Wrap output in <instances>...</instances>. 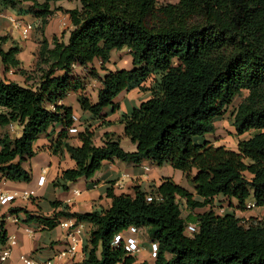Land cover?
<instances>
[{"label":"trees","instance_id":"obj_1","mask_svg":"<svg viewBox=\"0 0 264 264\" xmlns=\"http://www.w3.org/2000/svg\"><path fill=\"white\" fill-rule=\"evenodd\" d=\"M50 1L0 0V6L31 3V13L45 27L52 15ZM78 1L81 9L67 11L73 27L68 42L64 35L51 42L44 38L33 71L20 69L21 48L4 50L8 38L0 37L3 66L18 69L27 82L0 80V128L22 129L19 138L9 131L0 135V175L29 184L32 174L24 164L40 152L66 154L75 167L63 170L53 186L68 192L70 185L92 179L105 161L136 166L147 161L183 173L195 194L164 178L150 193L136 190L134 196L116 195L109 188L112 204L107 210L71 213L54 202L63 211L53 218L12 207L10 214L23 213L25 223L47 230L61 225L62 217L89 225L82 264H136L137 256L113 246L115 237L131 227L146 230L151 242L158 243L151 264H264V0ZM123 49L130 51L132 69L109 71L111 53ZM95 62L101 63L104 77ZM75 66L101 82L96 103L84 94L86 85L74 75ZM135 88L149 99L119 120L124 136L137 145L135 152L125 151L121 138L112 133L96 146L94 131H78L73 109L60 105L70 93H79L81 110L110 125L106 110L117 112L115 100ZM245 92L232 124L238 138L253 134L241 139L236 151L216 146L218 119ZM71 128L77 129L79 147L68 143ZM41 136L49 138V145L36 149ZM219 197L236 200L242 211L261 214L245 220L232 212H215ZM180 201L191 211L209 210L184 218ZM4 219L0 217L2 246L8 241ZM189 223L199 232L187 234Z\"/></svg>","mask_w":264,"mask_h":264},{"label":"crops","instance_id":"obj_2","mask_svg":"<svg viewBox=\"0 0 264 264\" xmlns=\"http://www.w3.org/2000/svg\"><path fill=\"white\" fill-rule=\"evenodd\" d=\"M46 0H41L45 2ZM169 3L176 4L179 0H168ZM31 3L18 5L16 8H4L0 6V37H7V41L3 44L4 50H9L13 46L18 45L21 51L18 59L21 61V68L26 71H33L37 64V55L40 48V43L45 38L49 42L53 38H61L64 35V41L68 42L69 32L72 30L70 15L67 11L81 9V4L78 0H51L49 3L52 15L48 19V24L43 27L42 20L35 17L30 11ZM31 25L32 30L27 39L22 36L23 29ZM132 57L128 49L113 51L111 53L110 63L106 65L109 71H122L132 69ZM95 68L100 77L105 76V72L101 70V63L95 62ZM74 75L83 79L86 85L84 94L87 95L93 103L97 102L98 92L102 88L99 80L93 79L90 71L80 66H75ZM0 80H8L16 82L20 85H26V76L19 73L18 69L7 71L2 64L0 58ZM31 83V82H29ZM79 93H70L67 98L60 102V105L73 109L77 117L76 127L78 131L90 127L94 131L93 141L96 146L100 147L103 144L104 135L112 133L115 137H120L121 146L125 151L135 152L137 145L124 136V125L119 120L127 114H130L133 109L138 108L140 104L149 96L142 92L139 88L131 89L121 93L115 100L119 105V110L115 113L106 110V122L110 125L103 124L102 121L95 119L89 113L83 112L78 102ZM4 131H9L13 138L22 135V129L14 126L5 129L0 128V135ZM15 136V137H14ZM21 137V136H20ZM68 143L74 147L81 146L78 138V133L71 134ZM49 138L41 136L37 141L35 148L47 147ZM216 146H223L219 143ZM1 149V146H0ZM236 151L237 148L231 149ZM75 163L66 154L60 156L54 152H40L28 163L24 164V168L31 172L32 181L27 183H12L0 175V189L2 191H27L37 190L36 196L29 200L18 198L9 207H0V217H5L6 230L8 232V241L6 245H0V258L7 248L11 247L12 253L8 260L0 264H23L21 256L34 258L37 260H51L58 253L67 249L66 231L59 225L53 230H47L45 227L36 223H25V215L10 214V207L24 209L35 216H44L53 218L56 214L63 211V207H53L52 203L61 202L64 207L68 206L71 213H86L93 211L107 210L112 200L107 197L109 188H113L116 195H132L136 190L144 193H150L155 187H158L164 178H172L177 184L186 188L193 194L194 190L189 188L186 176L183 173L174 170L169 164H165L159 168L144 161L141 165L136 166L121 162L118 160L105 161L103 168L92 179H82L77 184L78 189H75L76 184L70 185L68 192L62 191L53 186V182L58 178L60 173L66 169H72ZM149 169V171H146ZM45 174L47 180L42 188L38 187V179ZM74 188V189H73ZM79 192V193H78ZM217 201L223 202L220 206L224 207L225 211L235 213L238 217L248 220L252 217H257L261 214L259 210L241 211L236 200H228L219 197ZM234 204L238 210H231L230 206ZM254 204V201L252 202ZM229 207V208H228ZM208 208V207H207ZM206 209V208H205ZM204 210V209H196ZM190 211L189 215H197L201 212ZM207 211V210H206ZM188 215V216H189ZM73 221L74 218H61V222ZM83 231V246L80 252L75 257H67L60 261H55V264H82L85 260L88 249V233L91 227L87 224H79ZM11 242H15L11 245ZM144 245V243H143ZM146 245V244H145ZM139 254H143L139 258ZM137 255V263L143 262L153 263L150 259V250L146 246L141 253Z\"/></svg>","mask_w":264,"mask_h":264},{"label":"built area","instance_id":"obj_3","mask_svg":"<svg viewBox=\"0 0 264 264\" xmlns=\"http://www.w3.org/2000/svg\"><path fill=\"white\" fill-rule=\"evenodd\" d=\"M32 30L31 25H27L23 31L22 36L24 39H27L30 31ZM71 134H76L77 129L71 128ZM149 171V169H146ZM45 174L41 175L38 179V187L42 188L46 183ZM79 193V192H78ZM37 190H27L22 192L17 191H2L0 189V205L2 207L11 206L19 197L24 200H29L36 196ZM149 203L152 202V197L147 199ZM250 208V206H248ZM220 212H226L224 208L220 210ZM264 215V210H263ZM61 227L66 231V241H67V249L55 255V257L51 260H37L30 257L21 256V262L23 264H55V261L63 260L67 257H75L79 252L80 248L83 246V231L80 226L76 225L73 221H67L61 224ZM199 232V227L196 224H189L186 228V233L189 235H194ZM146 230L137 229L135 227H131L129 231L119 234L115 237L113 242L114 247H123L125 251L132 256H137L141 253L143 249V242L140 240V235H145ZM15 242H11V245H14ZM159 245L158 243L151 242L150 243V259L155 260L158 256ZM12 253L11 247L7 248L3 251L1 255V262H5L9 259Z\"/></svg>","mask_w":264,"mask_h":264},{"label":"rangeland","instance_id":"obj_4","mask_svg":"<svg viewBox=\"0 0 264 264\" xmlns=\"http://www.w3.org/2000/svg\"><path fill=\"white\" fill-rule=\"evenodd\" d=\"M160 3L159 4H162V3H169L168 0H159ZM116 51V50H115ZM247 95V93H243L241 97H238L236 98L232 105H230L228 108H227V111L226 113L218 119L217 123H216V127H217V132H216V143H219L223 146H225L227 149H235L237 148V145H238V142L241 140V139H249L251 137V135L253 134L252 132L242 136L241 138H238L236 136V132L233 128V114L234 112L236 111V109L238 108V105L242 102L243 98ZM12 129H14V126L12 127ZM21 134L19 136H16V137H20ZM15 137V136H14ZM188 181V180H187ZM79 183V182H78ZM77 183V184H78ZM74 186L75 189H78V186ZM189 184V188L193 190V188L191 187L190 183L188 182ZM73 188V189H74ZM254 201L253 197L249 200L248 204L250 205H253L252 202ZM221 204H223V202L221 201H217L214 203V207L213 209L215 210V212H219L221 214H225L227 213L226 212H220V210L222 208H226L228 205L226 204V206H220ZM180 206H181V209H182V212H183V217L184 218H187L188 215H189V212L191 210L188 209V207L186 206L185 203H183L182 201H180ZM231 210H235L236 209L238 210V208H236V206L234 204H231L229 205ZM229 208V207H228ZM206 210H209V207L204 209V210H196V212H201L203 213L204 211ZM242 211V210H241ZM254 211V210H253ZM251 212V211H249ZM189 224H193V223H189ZM140 240L144 243V247L146 246V248L149 247V250H150V237L148 235H140ZM146 244V245H145ZM143 247V248H144ZM143 256V254H139V258H141ZM153 261V260H152Z\"/></svg>","mask_w":264,"mask_h":264}]
</instances>
